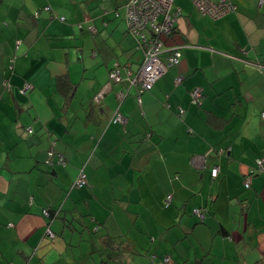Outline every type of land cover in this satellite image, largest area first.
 <instances>
[{"label":"crops","instance_id":"0c3cea01","mask_svg":"<svg viewBox=\"0 0 264 264\" xmlns=\"http://www.w3.org/2000/svg\"><path fill=\"white\" fill-rule=\"evenodd\" d=\"M173 1L180 60L138 103L126 80L94 98L143 58L126 0H0V264H264V171L243 185L264 156V2L211 19Z\"/></svg>","mask_w":264,"mask_h":264},{"label":"built area","instance_id":"2783aa9c","mask_svg":"<svg viewBox=\"0 0 264 264\" xmlns=\"http://www.w3.org/2000/svg\"><path fill=\"white\" fill-rule=\"evenodd\" d=\"M193 7L201 15L208 16L211 19H217L224 14L235 9L233 0H190ZM264 0H259L262 4ZM125 7V21L129 33L136 37L137 43L141 46L143 51V58L137 71L132 75L130 70H127L126 78L129 86L136 85L139 94L144 90L150 88L153 83L158 79L165 70L179 61L180 57V45L166 44V36L171 32L174 21L181 14L180 7L174 4L173 0H127L124 4ZM48 6L44 7L48 10ZM38 12H35L37 14ZM64 16H60L63 19ZM88 27L93 30L92 25ZM137 44V45H138ZM138 45V46H139ZM122 80L121 74L117 67L108 71V81L106 82L102 91H99L95 95V101H98L103 94L104 89L109 88L112 82H119ZM181 76L176 77L175 81L179 82ZM32 85L29 82H25L20 89L22 93H26ZM137 95V99L140 102V95ZM201 90L194 88L190 95L193 101L199 100L201 97ZM125 91H119L117 97L119 100L124 98ZM183 110L181 109V113ZM264 117V113L262 114ZM127 117L118 110H115L110 118L111 122L125 123ZM28 132L32 131V128H27ZM56 155L57 160L63 162V157L60 153H55L53 149L48 151V162H51V158ZM259 166L264 169V160L257 159ZM217 168H212V175H215ZM250 174L244 179V185L248 187L250 185ZM86 182L84 172L81 170L77 175L74 185L81 186ZM47 214L46 211H44ZM194 213L199 218H203V213L195 209ZM48 233L52 235V232L48 229ZM165 262L169 261L168 257L164 258Z\"/></svg>","mask_w":264,"mask_h":264},{"label":"trees","instance_id":"16d2710c","mask_svg":"<svg viewBox=\"0 0 264 264\" xmlns=\"http://www.w3.org/2000/svg\"><path fill=\"white\" fill-rule=\"evenodd\" d=\"M126 2H127V0H126ZM125 2V3H126ZM233 2H234V0H233ZM234 4H235V2H234ZM258 4L259 5H262V4H260L259 3V0H258ZM235 6H236V4H235ZM236 8V7H235ZM233 11V10H232ZM231 12V11H230ZM38 14V13H37ZM37 14H35L34 13V15L35 16H37ZM58 18H60V16H58ZM64 19V18H63ZM63 19H61V20H63ZM127 24V23H126ZM89 25H91V24H89ZM89 28V27H88ZM90 29V28H89ZM127 30H128V28H127ZM175 30V21H174V24H173V27H172V30H171V32L166 36V41L169 39V37H171L172 36V34H173V31ZM165 41V42H166ZM138 44V43H137ZM175 44V43H174ZM139 45V44H138ZM137 45V48H139V49H142L141 48V46L139 45L138 46ZM180 57H181V49H180ZM180 57H179V60H180ZM142 61V60H141ZM179 62V61H178ZM262 62H263V60L262 59H258L257 60V64L258 65H263L262 64ZM141 64V62L138 64V66H137V68L135 69V70H133V69H131V68H129V67H126L124 70H122V68L120 67V65L118 64V65H113L110 69H112V68H115V67H117L118 69H119V72H120V74H121V77H122V80L121 81H123V80H126V82H127V84L129 83L128 82V80H127V78H126V74H127V70H130L131 72H132V75L137 71V69H138V67H139V65ZM109 69V70H110ZM108 70V71H109ZM157 80V79H156ZM107 81H108V74H107ZM121 81H119V82H121ZM60 83L61 84H63V86L65 85V87L66 86H68L69 85V83H67V81L65 80V79H61L60 80ZM113 83V82H112ZM111 83V84H112ZM155 83V82H154ZM153 83V84H154ZM4 85H5V87H9V83L8 82H5L4 83ZM134 86V85H133ZM153 86V85H152ZM152 86L150 87V88H148V89H144L143 91H146V90H150L151 88H152ZM135 88H136V90H137V94L136 95H138L139 94V91H138V88L136 87V85L134 86ZM22 88V87H21ZM20 88V89H21ZM193 89H191L190 91H189V95H190V93H191V91H192ZM200 90H201V97L199 98V100H197V101H193L192 100V97H191V95H190V100H191V102H193L194 104H200L201 103V99H202V96H203V92H202V89L200 88ZM119 91H123V90H119ZM118 91V92H119ZM142 91V92H143ZM21 92V91H20ZM117 92V93H118ZM126 92V94H127V92L128 91H125ZM22 93V92H21ZM118 98V97H117ZM119 100V99H118ZM137 102L138 103H140L139 101H138V99H137ZM119 106L117 105L116 106V108L113 110V112L115 111V110H118L119 112H121L120 110H119V108H118ZM180 111H181V109H180ZM264 113V110H262L261 112H260V117H261V119H263L264 120V117L262 116V114ZM113 114V113H112ZM112 114H111V116H112ZM123 114V113H122ZM182 114H183V112L182 113H180V115H181V117H182ZM124 115V114H123ZM111 116H110V118H111ZM127 117V116H126ZM110 118H109V121H110ZM111 122V121H110ZM113 123H117V122H113ZM144 138H146L147 136H148V133H145L144 135ZM52 159H53V157L51 158V162L50 163H53L52 162ZM257 159H261V160H264V156H257V157H255L254 158V161H253V164L251 165V166H249V169H248V171H247V173L244 175V179H245V177L248 175V174H250V179H251V177L253 176V175H255V174H257V173H261V172H263L264 171V169L262 168V166H259V164H258V162H257ZM47 163H49L48 161H47ZM214 167H216L217 168V172H216V174L215 175H212V168H214ZM211 168V170H210V174H211V176L212 177H214V176H216L217 175V173H218V166L217 165H215V166H213ZM75 179H76V177H75ZM75 179L73 180V182H72V187H82V186H84L86 183H87V179H86V182L83 184V185H81V186H76V185H74V181H75ZM244 179H243V185H244ZM251 182V181H250ZM244 187L246 188V186L244 185ZM249 187V186H248ZM171 200H172V194L171 193H166L165 194V196H164V198H163V206L164 207H167L169 204H170V202H171ZM195 209H197V210H199L200 212H202L203 213V218H199L198 216H197V214H195L194 213V210ZM191 213L193 214V215H195L196 217H197V219H198V221L199 222H202V221H204V218L206 217V208L204 207V206H193L192 207V209H191ZM48 214V213H47ZM96 228H98V226H96ZM112 240V239H111ZM165 257H168L169 258V261L168 262H165L164 261V258ZM170 262H171V258H170V256L169 255H163L162 257H160V259L158 260V261H152V263L153 264H170Z\"/></svg>","mask_w":264,"mask_h":264},{"label":"rangeland","instance_id":"374dc122","mask_svg":"<svg viewBox=\"0 0 264 264\" xmlns=\"http://www.w3.org/2000/svg\"><path fill=\"white\" fill-rule=\"evenodd\" d=\"M236 1V0H235ZM263 8H264V5H263Z\"/></svg>","mask_w":264,"mask_h":264}]
</instances>
